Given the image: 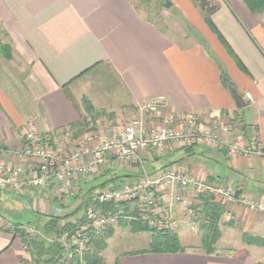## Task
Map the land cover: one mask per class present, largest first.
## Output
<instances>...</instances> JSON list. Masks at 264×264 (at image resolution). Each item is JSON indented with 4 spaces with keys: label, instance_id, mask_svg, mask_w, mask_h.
<instances>
[{
    "label": "crops",
    "instance_id": "0c3cea01",
    "mask_svg": "<svg viewBox=\"0 0 264 264\" xmlns=\"http://www.w3.org/2000/svg\"><path fill=\"white\" fill-rule=\"evenodd\" d=\"M165 1L180 14L170 13L171 22L161 26L135 0H0V141L14 148L26 131L37 130L56 148L62 141H74L76 146L92 132L106 130L110 135L121 130L126 115L149 118L141 107L151 97L163 95L165 103L154 115L157 123L170 114L194 116L195 126L179 122L177 128L186 133L211 131L239 148L259 144L262 152L230 154L227 148L206 140L194 145L173 143L162 155L143 152L147 171L158 175L173 166L210 184L223 183L252 199L264 200V10L254 13L244 0H208L217 6L211 16L214 29L195 0ZM229 85L243 96L245 106L237 105ZM119 94L122 102L110 105ZM86 99L93 110L105 113L76 136L72 125L88 114ZM0 162L22 164L27 175L34 166L8 153L0 155ZM108 168L129 175L120 184L140 176L139 168L111 155L104 168L80 178L75 197ZM173 193L185 199L176 230L186 226L198 238L200 226L192 218L199 197L178 187ZM68 197L62 196L57 185L20 193L0 189V206L10 216L17 219L29 208L39 219L25 224L0 212V264H37L15 226L40 230L48 216L62 215L79 202ZM224 206L221 230L223 226L232 232L243 230L242 241L245 232L264 237L262 213L236 203ZM125 230L141 233L130 227ZM118 232L119 227L114 235ZM152 238L153 234L140 248L121 254L114 264L264 262L256 251L239 255L232 248L220 249L223 230L217 252L212 254L181 237L188 247L185 251L136 253L148 248Z\"/></svg>",
    "mask_w": 264,
    "mask_h": 264
},
{
    "label": "built area",
    "instance_id": "2783aa9c",
    "mask_svg": "<svg viewBox=\"0 0 264 264\" xmlns=\"http://www.w3.org/2000/svg\"><path fill=\"white\" fill-rule=\"evenodd\" d=\"M246 96L253 99L250 93ZM164 103L163 95L151 97L141 107L142 113L149 115V118L143 115L135 118L110 135L106 130L92 132L77 142L68 153L58 150L43 133L37 130L26 131L17 147L7 150L0 145V155L8 153L28 161L34 165L33 169L27 175L22 164L0 162V189L8 188L20 193L31 188L42 191L57 185L62 193L72 194L80 178L104 168L111 155L124 165L139 168L140 176L137 179L105 187L96 193L86 212V224L81 226L71 239L79 252L84 251L85 243H88L89 229L114 227L118 223L121 213L105 212L102 208L104 203L130 202L137 213L128 216L129 220L146 222L151 228L176 230L177 215L185 200L181 194L173 193L176 187L182 191H192L195 197L211 194L224 204L236 203L264 215V200L252 199L226 184H210L205 179L189 175L173 166L165 168L158 175L147 171L143 152L162 155L173 143L194 145L206 140L227 148L230 154L243 153L251 156L262 152L259 144L254 148H239L211 131L186 133L184 129L177 128L176 124L179 122L195 126L197 118L194 116L170 114L162 117L157 123L154 115L159 113ZM227 130L228 128H223L222 131ZM168 189L172 193H169ZM20 227L31 237L38 233V229L33 226Z\"/></svg>",
    "mask_w": 264,
    "mask_h": 264
},
{
    "label": "trees",
    "instance_id": "16d2710c",
    "mask_svg": "<svg viewBox=\"0 0 264 264\" xmlns=\"http://www.w3.org/2000/svg\"><path fill=\"white\" fill-rule=\"evenodd\" d=\"M201 9L205 12L207 22L215 29L212 21V14L216 11L217 6L211 5L208 0H195ZM249 9L258 13L264 10V0H244ZM87 115L76 125H72V129L76 130V136H79L86 127L105 113L104 110L95 111L92 105L86 99ZM129 175L116 174L108 168L104 172H100L94 178L95 184L88 186L82 190L76 197L74 211L69 215H50L44 224L38 229L37 235L29 236L20 226L16 225L15 230L19 232L27 242V246L31 250L37 264H61L60 259L63 256L70 255V264H106L101 252L108 246L107 240L114 235L113 227L88 230V249L79 252L74 247L65 252V246L61 239L65 236L68 241L76 234L78 229L87 222L86 212L90 204L93 203L94 196L105 187L120 185ZM103 210L115 211L121 213L120 225L130 227L133 232L151 231L153 238L148 248L137 251L136 253L145 252H182L187 250L184 246L179 234L176 230H165L151 228L146 222L129 220L127 217L136 214V209L130 202H110L102 205ZM82 215H79L80 212ZM225 206L211 194H201L199 202L195 206L193 213V221L197 222L201 230V245L197 248L202 249L208 254L217 252V243L222 237L221 223L225 214ZM39 221L36 220L35 222ZM34 222H29V224ZM231 223H229L230 225ZM23 226V224H22ZM52 240H49L51 239ZM243 242L248 245L264 247V237L252 232L243 234ZM133 254V253H132ZM256 264H264L259 262Z\"/></svg>",
    "mask_w": 264,
    "mask_h": 264
},
{
    "label": "rangeland",
    "instance_id": "374dc122",
    "mask_svg": "<svg viewBox=\"0 0 264 264\" xmlns=\"http://www.w3.org/2000/svg\"><path fill=\"white\" fill-rule=\"evenodd\" d=\"M135 1L138 4V6H140L141 10L145 14H147L148 16H150L152 19L156 20L160 25L162 24L163 26H166V22H169V20L171 22V19L173 17H170L171 15L170 13L174 14V17H177L180 14L173 8L171 9L167 7L166 6L167 2L165 0H135ZM9 64H11V62H9ZM117 93H118V90L116 91V94ZM122 99L123 97L120 96L119 94L118 97L116 96L115 99H113L114 102L111 101L112 103L110 105L112 106L117 105L122 102ZM138 117H139L138 115L134 117L131 115H126L123 121L124 125L128 124L130 121ZM104 123L105 125H110V121H104ZM0 145L4 147V149H7V150L10 148L8 144L3 143L2 141H0ZM55 145L57 146L58 150L60 149L59 147L63 148L60 150L61 152H64V151L66 152V151H69L70 148L75 145V142L74 141H62L61 146H60V143L58 144L56 143ZM75 195H76L75 191L72 194L62 193V196L65 197L66 200H69L70 197L68 196H71L74 201ZM74 209L75 207L70 210L64 211L62 215H69L74 211ZM0 212L9 220H13V221L15 220V221H19L25 224H28L29 222H35L36 220H38V215L34 211H32V209H29V208L24 210L23 212H20L19 213L20 215L19 217H17V219L13 218L12 215L10 216L9 213L6 210H4L1 206H0ZM82 213L83 212L81 211L79 215H82ZM120 221L121 220L119 219L118 223L113 227L114 229L119 227V232L107 240L108 246L101 252L102 257L105 260L106 264H114L115 259L119 257L121 254H123L124 252L140 248V246H143L145 244L146 237L152 235L151 231H144L139 234H134L130 232V230H125V227L120 225ZM222 230H223V239L218 244L220 249L232 248V249H235L239 255H245V254L250 253L251 251H256L255 253H258V255L256 254V256H258L259 259L264 260V247H253V245L250 246L244 243L241 240V232H243V230L235 229L232 232V230H230L229 227L227 226H223ZM176 232L184 240V242H189L187 240H190V239L189 238L187 239V237L189 236L193 237V235L195 236V234H193V232L195 231L189 230L186 226L177 228ZM232 233H233V236H231ZM195 237H193V241L189 243H193L194 246L197 248L201 245V242H200L201 235L199 234L198 238L197 236ZM49 240H52V238ZM70 241L71 240L68 241L67 239H65V236L61 239V242L66 248L65 252L67 250L73 249L74 247L77 250V246L73 244L72 241L71 242ZM86 249H88V243H85V248L83 250H86ZM59 261L61 264H70L71 257L70 255L69 257L63 256L62 259H60Z\"/></svg>",
    "mask_w": 264,
    "mask_h": 264
},
{
    "label": "water",
    "instance_id": "95a60500",
    "mask_svg": "<svg viewBox=\"0 0 264 264\" xmlns=\"http://www.w3.org/2000/svg\"><path fill=\"white\" fill-rule=\"evenodd\" d=\"M167 6H170L169 2L167 3ZM229 87L231 88V90L234 94L237 105L239 107L245 106L246 101L244 100L243 96L235 88H233L231 85H229Z\"/></svg>",
    "mask_w": 264,
    "mask_h": 264
}]
</instances>
